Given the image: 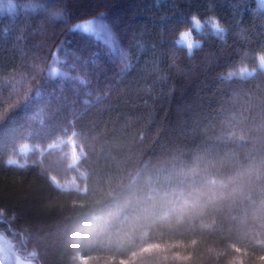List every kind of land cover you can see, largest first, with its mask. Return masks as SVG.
Wrapping results in <instances>:
<instances>
[{
	"label": "trees",
	"instance_id": "16d2710c",
	"mask_svg": "<svg viewBox=\"0 0 264 264\" xmlns=\"http://www.w3.org/2000/svg\"><path fill=\"white\" fill-rule=\"evenodd\" d=\"M256 7L0 0V264H264ZM94 20L115 48L72 30Z\"/></svg>",
	"mask_w": 264,
	"mask_h": 264
},
{
	"label": "clouds",
	"instance_id": "9594fccd",
	"mask_svg": "<svg viewBox=\"0 0 264 264\" xmlns=\"http://www.w3.org/2000/svg\"><path fill=\"white\" fill-rule=\"evenodd\" d=\"M62 16H63V12H60L54 15L53 19L59 20ZM192 23L198 32L202 29L204 23H207L211 27V29L213 30V34L226 32V29L224 28V26L221 24L219 19L215 16L209 18L208 20L204 22H201L198 16L193 15ZM177 44L178 46L185 47L187 49L189 56L193 54V50L195 48H198L201 46L200 42L193 38L192 31L188 29H182L178 33ZM257 59H258L260 66L264 68V53L258 54Z\"/></svg>",
	"mask_w": 264,
	"mask_h": 264
},
{
	"label": "rangeland",
	"instance_id": "374dc122",
	"mask_svg": "<svg viewBox=\"0 0 264 264\" xmlns=\"http://www.w3.org/2000/svg\"><path fill=\"white\" fill-rule=\"evenodd\" d=\"M93 22V25H94V27H96V28H98V30L100 31V35H101V37H105L107 34H110V43H104V42H102L101 40H98V39H96L95 38V36L94 35H92V34H88L93 40H95L96 42H101L102 44H103V46L104 47H106V49H113V48H115L116 47V41H115V38H114V36L109 32V30H107L104 26H103V24L101 25L100 23L102 22V21H96V20H94V21H92ZM193 35V34H192ZM193 38L195 39V37H194V35H193ZM57 67H60V68H58V69H55V72H59V71H61V70H63V65L61 64L60 66H57ZM260 68L261 69H264V68H262L261 66H260ZM251 73V72H250ZM2 237V236H1ZM3 238V237H2ZM5 245L6 246H8V244L7 243H5ZM0 246H4V244L2 243V241H1V239H0ZM9 247V246H8ZM163 252H165V251H163ZM155 251L153 250V248H148V250L146 249V251L144 250L143 252H141L140 254H139V256L133 261L134 263H139V264H150V263H152V261H151V259L150 258H156V256H158V255H155ZM167 255V253H165V254H163L162 256L164 257V256H166ZM172 255V254H171ZM171 255H168V259H170L171 257ZM152 256V257H151ZM18 259V261L16 262V260H15V263L16 264H33L32 262H29V261H25V260H23V259H20V258H17ZM74 264H93L92 262H90V261H88L87 259H84V258H82V257H77L75 260H74Z\"/></svg>",
	"mask_w": 264,
	"mask_h": 264
},
{
	"label": "snow or ice",
	"instance_id": "6c2138e0",
	"mask_svg": "<svg viewBox=\"0 0 264 264\" xmlns=\"http://www.w3.org/2000/svg\"><path fill=\"white\" fill-rule=\"evenodd\" d=\"M9 2H11V0H9ZM256 11L260 12V13H264V0H256ZM81 30L83 33L85 34H92L95 36L96 39L101 40L104 43H110V34H107L105 37H101L100 35V31L98 30V28L94 27L93 22L92 21H87L85 23H80V24H76L74 25V27L72 28V30ZM55 71V70H54ZM14 163V161H13ZM160 247V246H157ZM177 258H179V254H174ZM165 259H167V257L165 256Z\"/></svg>",
	"mask_w": 264,
	"mask_h": 264
}]
</instances>
